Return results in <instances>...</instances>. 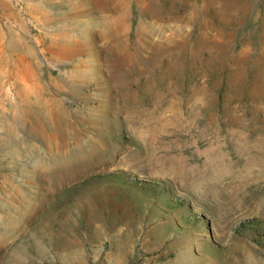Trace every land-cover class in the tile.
<instances>
[{
  "label": "rangeland",
  "instance_id": "374dc122",
  "mask_svg": "<svg viewBox=\"0 0 264 264\" xmlns=\"http://www.w3.org/2000/svg\"><path fill=\"white\" fill-rule=\"evenodd\" d=\"M0 264H264V0H0Z\"/></svg>",
  "mask_w": 264,
  "mask_h": 264
}]
</instances>
